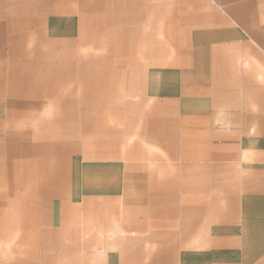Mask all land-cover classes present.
Instances as JSON below:
<instances>
[{
  "label": "crops",
  "instance_id": "obj_1",
  "mask_svg": "<svg viewBox=\"0 0 264 264\" xmlns=\"http://www.w3.org/2000/svg\"><path fill=\"white\" fill-rule=\"evenodd\" d=\"M0 264H264V0H0Z\"/></svg>",
  "mask_w": 264,
  "mask_h": 264
}]
</instances>
